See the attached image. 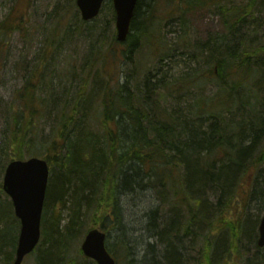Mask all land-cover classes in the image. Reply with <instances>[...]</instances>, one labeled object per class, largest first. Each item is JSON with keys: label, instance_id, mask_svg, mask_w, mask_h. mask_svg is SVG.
I'll return each mask as SVG.
<instances>
[{"label": "trees", "instance_id": "16d2710c", "mask_svg": "<svg viewBox=\"0 0 264 264\" xmlns=\"http://www.w3.org/2000/svg\"><path fill=\"white\" fill-rule=\"evenodd\" d=\"M163 3L166 10L138 0L121 44L111 2L85 23L70 0L58 26L45 28L37 57L19 54L14 63L20 86L0 98L3 168L26 157L50 168L35 264H95L76 247L83 217L87 231L106 234L116 264H264L260 215L231 210L251 173L240 202L264 209V45L248 26L252 15L264 19V0ZM213 9L223 31L192 39L187 17ZM29 13L0 24L3 48L23 32L33 48ZM143 45L156 58L151 68L138 63ZM184 55L194 66L174 74L172 59ZM126 62L135 72L124 74ZM4 197L0 264H10L19 222Z\"/></svg>", "mask_w": 264, "mask_h": 264}, {"label": "rangeland", "instance_id": "374dc122", "mask_svg": "<svg viewBox=\"0 0 264 264\" xmlns=\"http://www.w3.org/2000/svg\"><path fill=\"white\" fill-rule=\"evenodd\" d=\"M32 0H0V24L3 23L5 20H7L9 17L11 19H17L21 16H24L25 18H28L30 16L29 11H33L32 18H29L30 21H35L34 25L37 26V29H33L30 32L29 38L31 42L34 44L33 48L31 50L25 49V45L23 42V37L25 35V32L23 33H16L13 37V39L9 42H6L8 46L2 47L0 49V69H1V75L3 76L4 81L6 84L1 80L0 81V98L1 99H7L9 96H12V91L15 86H20L19 82L14 83V78H11V75L14 73V63L18 59L19 54L28 55L27 59L30 62L32 59L37 57L39 50L38 47L42 46L43 44V32L45 28L51 29V31L54 29V27H57V22L59 20V17L62 15L63 11L68 7L67 3L70 0H33V3L30 4ZM148 1V0H147ZM160 3H162V7L164 10H166L167 6H164L163 0H159ZM236 1H242V0H236ZM246 1V0H244ZM57 3H60L59 10L54 11V5ZM245 3V2H244ZM214 12V9L208 12L205 10V12H194L191 15L187 17V21H185V24L189 26V29L192 33V39H198V40H205L207 37V33L214 35L217 34V31L221 33L223 31L221 19L219 16ZM16 16H14V15ZM260 16L261 14H257ZM109 17H105L103 20L105 21ZM65 20H69V17L66 18V16L63 18L61 17V25ZM259 20V21H257ZM14 22L13 20H11ZM28 21V20H27ZM179 19H175L173 22H169L171 26L168 27V29H173L175 26L178 25ZM261 21H264V19L255 18L253 15L251 16V20L248 26L249 28L257 29L261 39L262 43L264 45V22L261 23ZM30 23H26V27H29ZM112 30H114V23L112 26ZM45 34V33H44ZM191 40V39H190ZM6 44V45H7ZM52 50V47H50ZM72 53V49H70ZM73 52H77L76 48H74ZM73 53V54H74ZM15 54V56H14ZM139 56L138 63L139 64H145L146 68H151L154 61L155 56L154 53L151 51L150 47H147L146 45H143L137 52ZM185 56V55H184ZM179 56L176 58H173V64L174 67V74H177L179 72H183L188 65H193V62H187L186 56ZM68 59V58H67ZM65 60V59H64ZM79 57L76 55V67L77 69L80 68V65L78 64ZM194 66V65H193ZM210 67L212 65H209ZM194 68V67H193ZM207 66L203 68V70H206ZM133 70L135 72L134 65L131 66V64H128L127 62L123 66V72L124 74H127L128 72L133 73ZM137 75V81H141V76L139 72H136ZM135 76V74H134ZM139 81V82H140ZM1 153H0V182L2 181L3 177V161L1 160ZM253 173L249 175V183H247L246 186L240 185V187L237 189L236 196L238 197V202L233 205L234 214H238L240 209L243 208V210H247L246 214L249 215L252 220L256 218V216H261L262 212L259 210L257 203L249 202L246 206L245 204H242L240 202V198L244 197V192L246 191L248 184L251 186V179H252ZM245 182V181H244ZM264 186V182L259 185L261 188ZM5 197L3 193L0 191V200H4ZM9 200V199H8ZM245 206V207H244ZM127 209V208H126ZM130 215L137 214L138 210L128 209ZM137 216V215H135ZM134 217V216H132ZM79 223L81 224V227L84 230V233L82 234V237L85 235L87 229L92 227V224L90 221H88L87 218L83 217ZM90 226V227H89ZM131 229H133V226L130 224L129 226ZM76 233V232H74ZM73 233V234H74ZM82 238L79 240V242H76V247L79 249L80 243ZM7 254L8 250L5 248ZM23 264H35L34 254H31L27 256Z\"/></svg>", "mask_w": 264, "mask_h": 264}, {"label": "water", "instance_id": "95a60500", "mask_svg": "<svg viewBox=\"0 0 264 264\" xmlns=\"http://www.w3.org/2000/svg\"><path fill=\"white\" fill-rule=\"evenodd\" d=\"M104 0H76V7L85 22L97 16ZM138 0H113L115 12L116 40L124 42L130 28ZM48 181L45 161L31 158L12 161L8 164L2 183L3 191L10 197L15 217L20 222L17 248L13 264H22L40 239L41 213ZM258 247H264V214L258 227ZM83 255L96 264H115L105 247V234L89 231L82 244Z\"/></svg>", "mask_w": 264, "mask_h": 264}]
</instances>
